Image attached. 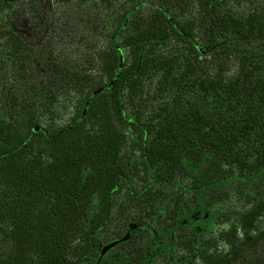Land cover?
Returning a JSON list of instances; mask_svg holds the SVG:
<instances>
[{"label":"trees","instance_id":"obj_1","mask_svg":"<svg viewBox=\"0 0 264 264\" xmlns=\"http://www.w3.org/2000/svg\"><path fill=\"white\" fill-rule=\"evenodd\" d=\"M18 1L0 0V264H109L130 225L192 257L165 264H264V0H59L85 29L56 18L39 65L5 20Z\"/></svg>","mask_w":264,"mask_h":264},{"label":"rangeland","instance_id":"obj_2","mask_svg":"<svg viewBox=\"0 0 264 264\" xmlns=\"http://www.w3.org/2000/svg\"><path fill=\"white\" fill-rule=\"evenodd\" d=\"M35 1L36 6L38 7V12L33 14L31 10H29L27 5L31 2ZM78 2V0H77ZM13 11L15 14L13 16V22L18 26L19 33L23 35L32 45L37 47L34 56V62L36 65L41 64L48 57V51L45 49V43L49 39H54V35H50L51 27L59 16L62 15L64 20L67 23L76 22L79 23L78 29L84 30L85 22L78 21L74 15H76L80 10L75 6H67L66 4H62L59 0H19L16 2L14 8H5L4 13L6 15L5 20H7V16L10 15ZM74 15H71V14ZM8 22V21H7ZM62 27V31L67 30L66 24ZM61 26V24H60ZM97 40H94V42ZM87 41L81 39L79 36L76 37L73 41V49L77 52V55L74 59L79 61L85 67L86 65H92L94 63V48L89 49L86 47ZM95 44L100 45V43H92V46ZM99 47V46H98ZM67 117V116H66ZM129 149L131 150V143L129 144ZM224 224L219 227H223ZM260 251L264 257V244L260 247Z\"/></svg>","mask_w":264,"mask_h":264},{"label":"flooded vegetation","instance_id":"obj_3","mask_svg":"<svg viewBox=\"0 0 264 264\" xmlns=\"http://www.w3.org/2000/svg\"><path fill=\"white\" fill-rule=\"evenodd\" d=\"M190 214L189 217L193 218L192 220H195V225L200 226L204 223V218L200 217V215H195V208L189 209ZM133 225L129 226V232H130V238L127 240H124L122 238L115 237L111 242L106 243V245H109L112 242H116L114 246L110 247L105 253L102 254V248H100L99 255L97 256V259L101 258H108L109 264H114L118 262H122L124 264H127L128 262H135V258L143 259L145 264H159L163 263L165 264L166 258H181L184 253H187L186 258H192L190 255V252L188 249H184V247L178 243V240L176 239H155L151 241L149 238H147V234L139 231V232H133L134 230L141 228V227H134ZM212 229L211 232H213V224H211ZM142 229V228H141ZM127 231V232H128ZM133 235V238H132ZM144 236V237H142ZM168 243L172 244V251L174 252V255L170 253V250L166 248L168 246ZM156 245H159L157 247ZM142 260V261H143ZM101 261V260H100ZM67 264H71V261L68 260L66 262ZM97 264V263H96ZM175 264H178L177 262Z\"/></svg>","mask_w":264,"mask_h":264},{"label":"water","instance_id":"obj_4","mask_svg":"<svg viewBox=\"0 0 264 264\" xmlns=\"http://www.w3.org/2000/svg\"><path fill=\"white\" fill-rule=\"evenodd\" d=\"M136 227V225H133L132 228ZM130 238V232H127V234L123 237L124 240H127ZM116 242H112L109 245H106L103 250L102 254L105 253L110 247L114 246Z\"/></svg>","mask_w":264,"mask_h":264}]
</instances>
